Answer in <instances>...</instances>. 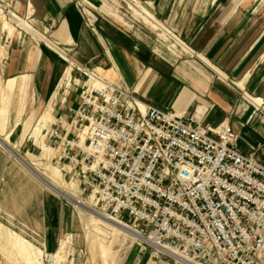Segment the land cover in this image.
Segmentation results:
<instances>
[{
  "label": "crops",
  "instance_id": "obj_1",
  "mask_svg": "<svg viewBox=\"0 0 264 264\" xmlns=\"http://www.w3.org/2000/svg\"><path fill=\"white\" fill-rule=\"evenodd\" d=\"M84 1L103 13L94 30L77 0H0V140L10 149L0 141V206L43 229L50 251L66 227V213L8 154L17 152L15 144L24 153L41 147L30 141L28 127L40 120L53 127L57 115L77 104L73 78L83 75L73 66L114 82L120 75L141 100L202 126L227 119L237 134L235 148L264 165V0H141L169 18L174 33L161 23L150 27L165 37L176 34L189 50L175 59L162 51L157 34L125 29L126 19L111 16L107 0ZM12 15L28 20L33 31L15 27ZM67 86L69 94L62 92ZM63 94L64 103L58 100Z\"/></svg>",
  "mask_w": 264,
  "mask_h": 264
},
{
  "label": "built area",
  "instance_id": "obj_2",
  "mask_svg": "<svg viewBox=\"0 0 264 264\" xmlns=\"http://www.w3.org/2000/svg\"><path fill=\"white\" fill-rule=\"evenodd\" d=\"M93 20L85 23L94 30ZM77 69V104L44 134L60 169L134 231L151 258L264 262V165L235 148L227 119L202 126L141 100L120 75L114 82Z\"/></svg>",
  "mask_w": 264,
  "mask_h": 264
},
{
  "label": "rangeland",
  "instance_id": "obj_3",
  "mask_svg": "<svg viewBox=\"0 0 264 264\" xmlns=\"http://www.w3.org/2000/svg\"><path fill=\"white\" fill-rule=\"evenodd\" d=\"M77 1L79 2L84 22L94 19L92 27L95 29L96 17L101 14L103 15V13L88 5L84 0ZM87 1L89 3L107 5L106 0ZM107 1L111 9V16L120 17L122 15L128 24H126L127 26L125 25L126 27L120 25L128 31H136L141 27L151 33L157 34L159 37L157 42H160V45L164 47L162 51L165 50L174 59L182 56V54L189 53V50L183 49L185 48L183 46L184 43L177 39L179 37L176 34L171 38L165 37L160 34L162 32L160 29L151 28L155 24L159 25L161 23L167 32L174 33V29L169 27V18L162 19L158 14L153 12L152 2L149 3L148 1L141 0ZM147 6L151 11H149ZM104 16L107 18L111 17L108 15ZM86 25L89 26V24ZM19 28H23L29 32L33 31L32 28L28 30L23 26ZM49 46L58 53H61L57 45L49 44ZM159 53L162 52L160 51ZM77 66H73L74 69ZM42 121L40 120L39 123L35 122L27 129L29 136H31L30 141L33 140L35 144L41 141L42 146L38 148L34 147L28 153H24L25 151L15 144L18 150L17 152H12V154L19 161L13 155L8 154V157L16 163L22 175H25L27 179H32L40 188L58 199L61 207L64 209L61 215L63 216L66 213V227H63L64 229L60 231L57 245L50 251L46 249L45 237L42 233L43 229L29 226L24 220L19 219L18 215L9 211L2 213L3 208L0 206V264H177L172 258H151L148 250L144 249L138 240V235L125 233L95 217V215L88 213V208L100 210L99 212L101 213L103 211L100 205L96 204L93 194L83 189L78 179L71 175L72 173H69L66 169L61 170L58 166L59 164L55 162V158H53L55 146H48L44 142V131L42 129H46L48 126L42 124ZM18 126V131H20L22 125L19 124ZM0 141L3 144L2 147L5 146L10 150L3 140ZM54 167L59 172L58 177H53L50 173ZM32 170L38 177L33 174ZM44 180L53 183L59 192L61 191V193L68 197L80 201L83 207H76V205L63 198L62 195H58L55 190L45 184ZM61 219L63 220V217ZM260 264H264V262Z\"/></svg>",
  "mask_w": 264,
  "mask_h": 264
},
{
  "label": "bare ground",
  "instance_id": "obj_4",
  "mask_svg": "<svg viewBox=\"0 0 264 264\" xmlns=\"http://www.w3.org/2000/svg\"><path fill=\"white\" fill-rule=\"evenodd\" d=\"M12 18L15 20L14 21V26L15 27H20V26H23L24 28H26V29H28V30H30V28H31V26H30V24H29V22H28V20H26L25 18L23 19V18H20V17H18L17 15H12ZM7 23H9L10 21H7V20H5ZM11 23V22H10ZM27 24V25H26ZM75 79H77V78H75ZM77 81V80H76ZM46 145H48L47 143H46ZM49 146V145H48ZM27 167V166H26ZM30 171H31V169H29ZM32 172H33V170H32ZM31 173V172H30ZM50 173L52 174V176L53 177H58V170L54 167V169L52 170V171H50ZM33 174L36 176V177H38V175L36 174V173H34L33 172ZM39 174V173H38ZM42 177V176H41ZM41 180H42V178H41ZM45 180H47V179H45ZM44 180V181H45ZM45 184L48 186V187H50L51 189H53V190H55L57 193H58V195L60 194V195H62L63 196V198H65L66 200H68V201H70L71 203H73L74 205H76V207H83V204L80 202V201H78V200H75V199H73V198H71V197H68L67 195H65V194H63V193H61V191L59 192L58 191V189L56 188V186L53 184V183H51L50 181L49 182H47V181H45ZM85 210V209H84ZM88 210V213L89 214H93V215H95V217H98L99 219H101L102 221H104V222H106V223H108V224H110L111 226H113V227H115V228H117V229H119V230H121V231H123V232H125V233H132V234H136L134 231H132L129 227H127L125 224H123V223H121L119 220H117V219H115V218H111V217H109L107 214H105L104 212H99V211H97V210H95V209H91V208H88L87 209ZM131 235V234H130ZM136 236H137V234H136Z\"/></svg>",
  "mask_w": 264,
  "mask_h": 264
}]
</instances>
